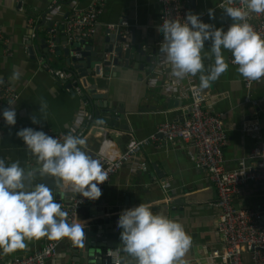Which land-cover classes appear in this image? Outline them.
Instances as JSON below:
<instances>
[{"label":"crops","instance_id":"crops-1","mask_svg":"<svg viewBox=\"0 0 264 264\" xmlns=\"http://www.w3.org/2000/svg\"><path fill=\"white\" fill-rule=\"evenodd\" d=\"M51 1L0 0V29L5 38L0 46V78L9 82L18 94L14 101L17 120L41 124L54 130H75L78 136L86 138L85 150L94 158H113L126 148L131 139L146 137L159 123L179 118L184 113L186 102L174 96L172 87L176 78L172 76L160 49L157 52L160 59L156 63L146 60L137 63L132 59L127 65L121 62L111 67L107 75L89 73L86 77L82 76L83 96L58 83L42 64L46 62L55 68L71 67L67 64V56L53 54L45 57L39 54V38L33 40L35 57L30 56L25 41L28 36H35L36 29L30 31L27 18L35 15L40 21L42 14L49 11L48 17L62 24L73 5L87 6L91 0L64 1L50 10ZM221 1L186 0L189 10L200 14L203 22L224 28L225 22L231 19L223 7L218 6ZM160 7L159 0H107L98 17L96 34L88 44L93 48L104 45L105 25L126 20L124 29L128 30L129 37H133L132 44L159 48L158 44L163 38L158 31ZM210 8L214 9L213 18L208 15ZM45 28L44 25L39 27L40 37L47 35ZM210 47L211 41H205L201 55L206 68L214 62ZM222 53L229 65L228 71L204 91L211 94L207 99L209 108L221 115L228 132V143L222 149L223 166L230 170L258 142V139L243 132L242 125L247 120L259 123L260 140L264 143V78L254 81L252 101L245 102L242 76L237 72V67L228 62L232 54L223 48ZM194 77L200 84L199 74ZM92 87L106 96V99L100 100L123 112L126 120L124 126L129 128L128 132L95 122L89 108V89ZM33 116L40 122L33 123ZM17 131L0 127V159L6 165L19 161L27 170L34 166L36 157L16 136ZM147 164L149 169L146 168ZM154 168L158 169V173ZM162 182L169 184L166 193L160 186ZM68 186L63 182L59 186L63 192L60 195L63 202L69 200ZM101 190L102 195L94 204L84 206L79 211L78 220L83 226L98 219L100 216L97 213L101 211L104 213L102 216L118 218L123 209L147 203L154 213L179 221L191 236L192 244L185 257L188 264H223L220 258L211 256V250L220 246L216 233L218 210L213 205L217 193L207 171L196 164L194 149L190 146L183 143L146 145ZM166 194L172 197L171 200L166 199ZM235 202L248 206L264 203V185L252 181L241 184ZM47 239L45 236L25 241L24 249L7 254L0 250V259L30 253L43 246ZM72 244L67 238L61 240L58 255L44 264H76L75 257H72ZM243 256L248 258V252H244ZM123 264H132V257L125 254Z\"/></svg>","mask_w":264,"mask_h":264},{"label":"clouds","instance_id":"clouds-1","mask_svg":"<svg viewBox=\"0 0 264 264\" xmlns=\"http://www.w3.org/2000/svg\"><path fill=\"white\" fill-rule=\"evenodd\" d=\"M221 5L233 21L227 30L205 23L200 14L191 11L183 19L162 18L158 31L171 74L177 82L199 74V88L208 89L212 82L228 71L222 48L231 52L237 72L246 80L264 78V37L248 23L252 13L264 14V0H242L244 7ZM210 18L214 9H208ZM205 41H211L214 62L205 67L201 53ZM211 59V57H209ZM14 79L16 74H14ZM3 112L6 124H16L15 102L9 101ZM33 123L40 120L32 117ZM36 157L38 167L25 169L19 161L6 165L0 159V250L11 253L26 247L25 241L47 236L67 238L83 244L84 226L77 219L69 223L67 212L53 195V188L34 182L40 176H52L71 186L74 193L96 200L102 195L99 184L107 181L101 161L86 149V138L67 134L61 142L42 130L23 127L16 132ZM62 186V185H61ZM123 250L132 257V264H188L185 259L192 240L184 226L175 219L154 213L151 205L139 203L123 209L118 217Z\"/></svg>","mask_w":264,"mask_h":264},{"label":"built area","instance_id":"built-area-1","mask_svg":"<svg viewBox=\"0 0 264 264\" xmlns=\"http://www.w3.org/2000/svg\"><path fill=\"white\" fill-rule=\"evenodd\" d=\"M69 0H52L50 10L61 2ZM107 0H91L87 6L73 5L71 10L63 20V31L68 41L88 42L94 37L97 31L98 17L104 10ZM160 2V23L162 18L171 16L172 18L183 19L189 12L186 0H159ZM227 0L219 2L218 6L226 5ZM230 6L244 7L242 0H234ZM39 22L35 15H29L27 26L30 31H35ZM233 21L228 20L224 24L226 31L229 24ZM254 29L264 37V14L252 13L248 19ZM127 21L121 20L119 23H108L106 30L110 32H120L123 35L128 33ZM55 29V28H54ZM52 29V30H54ZM29 37V36H28ZM4 35L0 29V46L4 42ZM163 38L159 42L160 44ZM49 52H54V46L49 43ZM6 51V50H5ZM159 55V53H158ZM160 59V55H159ZM228 62L233 63V57H228ZM43 68L67 90L76 94L84 95L81 76L72 67L55 68L44 62ZM244 87V101H252L254 81L246 80L242 77ZM68 84V86H66ZM174 96L185 101L184 113L179 118L165 120L159 123L156 129L146 137L131 139L126 148L113 158L98 156L103 165V170L107 174V181L99 184L101 189L107 184L113 175L132 157L138 153L142 147L150 144L163 146L170 144L183 143L194 149L196 164L206 170L210 180L215 186L217 198L213 205L218 210L216 220V233L219 237L220 246L211 250L212 257H218L223 264H264V203L255 206L245 204L237 205L236 194L241 184L252 181L264 185V143L260 140L259 123L247 120L242 125V130L246 134L258 139L246 157L241 158L237 166L226 170L223 166V147L228 143V132L221 118V115L214 113L209 108L207 99L210 97L207 91L201 90L194 76H187L184 80L173 82ZM18 97L17 92L5 79L0 78V127L19 130L23 127H31L42 130L52 137H56L61 142L67 134L77 135L75 130H54L41 124L22 123L16 119V124L10 126L6 124L2 112L8 107L9 101H15ZM83 98L84 104L86 103ZM26 146V145H25ZM164 193L167 192L169 184H160ZM68 201L59 203L62 210L66 211L69 223L78 219L81 208L94 204L96 200H89L72 191L71 186L66 188ZM65 191V192H66ZM172 197L166 194V199ZM64 239V238H63ZM63 239H47L43 246L34 249L32 252L19 257L0 259V264H44L46 261L58 255V245ZM248 252V258L243 256ZM102 264H121L120 250L118 248L105 251Z\"/></svg>","mask_w":264,"mask_h":264},{"label":"water","instance_id":"water-1","mask_svg":"<svg viewBox=\"0 0 264 264\" xmlns=\"http://www.w3.org/2000/svg\"><path fill=\"white\" fill-rule=\"evenodd\" d=\"M49 11L42 14L40 21L36 25V32L33 38L27 37L25 44L27 45L30 56L35 57L34 43L35 38L40 40V52L45 57L56 55H65L68 65H71L79 75L82 77L88 76L89 73L94 75H107L110 68L124 62L125 65L130 60L134 59L137 63L139 61H152L156 63L159 60L158 47L144 48L140 43L132 44L133 37H129L125 33L110 32L106 30L104 36V45L94 47L90 44L82 42L68 41L63 31V24L55 22L48 17ZM46 26L45 31L47 35L40 37L39 27ZM56 27L59 30L54 29ZM54 29V30H52ZM56 33V35H53ZM49 43L54 46V52H49ZM39 51V50H38ZM150 53L152 56L147 54ZM68 86V84H66ZM91 93L90 111L93 114L95 122H101L108 127H114L121 131H129L126 125V120L123 112H120L115 107H109L107 102L100 100L106 99L104 94L96 92L94 87L89 89ZM97 101V102H96ZM105 113V115H102ZM35 157V156H34ZM34 166L38 167L36 159ZM148 165V166H147ZM146 168L149 169V164ZM158 173V169L154 168ZM34 182H43L53 188V195L57 202L60 201L61 192L59 186L61 181L52 176H40L39 174L34 178ZM68 193V192H67ZM166 206V205H164ZM104 213L101 211L97 213L100 217L92 221L89 225L84 226L85 238L83 244H72V257H75L76 264H102L103 255L106 250L118 248L120 250V263L123 264L124 255H128L122 247L120 242V232L122 231L117 227V219L115 216H102Z\"/></svg>","mask_w":264,"mask_h":264}]
</instances>
